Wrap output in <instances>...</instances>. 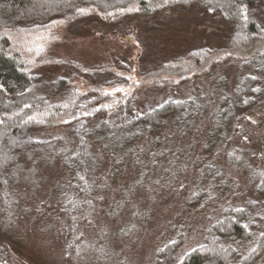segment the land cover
I'll return each instance as SVG.
<instances>
[{
    "label": "trees",
    "instance_id": "trees-1",
    "mask_svg": "<svg viewBox=\"0 0 264 264\" xmlns=\"http://www.w3.org/2000/svg\"><path fill=\"white\" fill-rule=\"evenodd\" d=\"M194 11L224 21L230 30L228 47L200 49L154 65L145 72L144 79L151 82L152 93L144 102L135 92L120 100L106 92L109 87L122 85L121 76L115 72L128 67L121 62L94 71L73 64L70 75L57 79H46L42 74L59 65V61L39 49L40 39L53 36L61 26L94 20L115 30H126L132 28L130 22L148 24L161 16ZM218 61L238 62L242 71L250 74L235 83L231 94L221 92L217 101L195 90L181 96L180 88L185 84L189 87L192 78L201 77ZM82 72L90 79L99 73L111 75V80L89 84L82 93L73 86L76 79L82 78ZM263 75L264 0H0L2 259L11 251L5 240L13 241L15 236L14 195L22 156L56 149L57 158L70 176L59 213L69 223L64 232L71 235L76 218L81 216L83 222L87 221L91 196L103 188L102 178L110 165L116 170L132 166L140 177L154 169L160 175H174L164 171L174 159L163 148L176 137L199 135V125L205 126L202 119L210 130L205 136L211 137V145L223 144L234 129L237 131L243 121L249 120L246 115L258 112L264 95ZM60 127L67 130L71 149L61 146L58 138L41 137ZM165 128H169L167 133L163 132ZM91 142L98 146L95 152ZM247 155L248 152L236 149L228 158L250 173L255 197L260 199L264 197V169L251 170L245 163ZM204 171L212 182L220 180L215 168L205 166ZM196 192L191 205L208 198L203 188ZM79 241L80 238H68V256L77 250ZM182 245L179 231L159 249L155 264H259L264 259V202L224 207L201 245L180 255Z\"/></svg>",
    "mask_w": 264,
    "mask_h": 264
},
{
    "label": "rangeland",
    "instance_id": "rangeland-1",
    "mask_svg": "<svg viewBox=\"0 0 264 264\" xmlns=\"http://www.w3.org/2000/svg\"><path fill=\"white\" fill-rule=\"evenodd\" d=\"M198 14L176 13L148 24L130 22L132 28L127 27L128 31H116L94 20L61 26L53 36L48 34L40 39L39 49L59 61V65L42 74L46 79H57L70 75L73 64L94 71L121 62L128 67L115 72L121 76L122 85L109 87L106 92L118 100L135 92L139 101L144 102L152 93L151 82L144 79L145 72L154 65L200 49L228 47L230 30L224 21ZM247 73L238 62L219 63L201 77L192 78L190 86L185 84L179 92L185 97L191 90L200 91L217 101L223 92L231 94L235 83ZM79 75L82 78L76 79L73 86L82 93L89 84L111 80V75L101 73L96 74L95 81L83 72ZM261 100L258 112L246 115L249 120L243 121L237 131L234 129L235 133L232 131L223 144L211 145V137L205 136L209 128L203 119L205 126L199 125L198 129L202 136L173 139L163 149L174 159L164 171L174 175H160L154 169L140 177L132 166L116 170L110 165L102 178L103 188L91 196L87 221L83 222L81 216L76 218L71 235L64 232L69 223L59 213L70 176L57 158L56 149L36 150L22 156L14 195L15 236L13 241L5 240L11 251L5 260L0 256V264H155L159 249L179 231L183 238L180 255L201 245L224 207L264 202V197H255L250 173L228 158L236 149L243 150L248 152L245 163L251 170L264 169V95ZM41 137L58 138L64 148L72 147L67 130L61 127ZM91 143L95 152L98 146ZM205 166L215 168L220 180L212 182L205 177ZM200 188L208 198L191 205L192 195ZM71 237L80 241L77 250L68 256L66 245ZM259 264H264V259Z\"/></svg>",
    "mask_w": 264,
    "mask_h": 264
},
{
    "label": "snow or ice",
    "instance_id": "snow-or-ice-1",
    "mask_svg": "<svg viewBox=\"0 0 264 264\" xmlns=\"http://www.w3.org/2000/svg\"><path fill=\"white\" fill-rule=\"evenodd\" d=\"M117 91H120V90L118 89ZM256 91H258V89ZM65 122H67V121H65ZM81 179H83V177H81Z\"/></svg>",
    "mask_w": 264,
    "mask_h": 264
}]
</instances>
